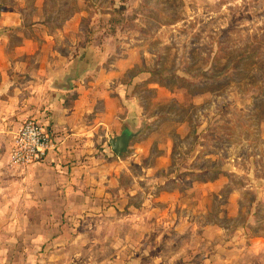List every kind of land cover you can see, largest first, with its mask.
Here are the masks:
<instances>
[{"label": "rangeland", "instance_id": "obj_1", "mask_svg": "<svg viewBox=\"0 0 264 264\" xmlns=\"http://www.w3.org/2000/svg\"><path fill=\"white\" fill-rule=\"evenodd\" d=\"M36 1L0 0V21L82 14L83 67L127 61L136 188L88 221H0V264H264V0Z\"/></svg>", "mask_w": 264, "mask_h": 264}, {"label": "crops", "instance_id": "obj_2", "mask_svg": "<svg viewBox=\"0 0 264 264\" xmlns=\"http://www.w3.org/2000/svg\"><path fill=\"white\" fill-rule=\"evenodd\" d=\"M34 7L45 12V0ZM11 17L0 21V28L14 27L21 36H0V221H88L96 209L113 200L122 204L135 193V185L124 192L122 178L132 170L108 144L137 111L131 88L122 82L127 61L83 67L85 60L76 52L82 14L52 33L45 16L16 23ZM29 28L44 35H26ZM28 118L42 124L54 148L39 164L10 166L13 137ZM159 160L166 171L169 154Z\"/></svg>", "mask_w": 264, "mask_h": 264}, {"label": "built area", "instance_id": "obj_3", "mask_svg": "<svg viewBox=\"0 0 264 264\" xmlns=\"http://www.w3.org/2000/svg\"><path fill=\"white\" fill-rule=\"evenodd\" d=\"M54 148V143L42 124L26 119L15 136L9 153V164L27 168L41 163Z\"/></svg>", "mask_w": 264, "mask_h": 264}, {"label": "water", "instance_id": "obj_4", "mask_svg": "<svg viewBox=\"0 0 264 264\" xmlns=\"http://www.w3.org/2000/svg\"><path fill=\"white\" fill-rule=\"evenodd\" d=\"M141 132L142 128L130 129L129 131L122 132L119 136L110 139L108 144L112 154L117 158L124 156L128 151L132 139L136 138Z\"/></svg>", "mask_w": 264, "mask_h": 264}, {"label": "flooded vegetation", "instance_id": "obj_5", "mask_svg": "<svg viewBox=\"0 0 264 264\" xmlns=\"http://www.w3.org/2000/svg\"><path fill=\"white\" fill-rule=\"evenodd\" d=\"M127 131H129V130H127Z\"/></svg>", "mask_w": 264, "mask_h": 264}]
</instances>
